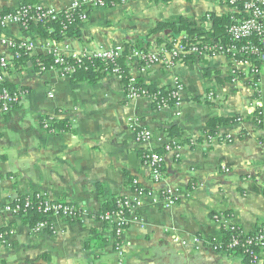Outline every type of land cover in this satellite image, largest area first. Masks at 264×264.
<instances>
[{"label": "crops", "instance_id": "crops-1", "mask_svg": "<svg viewBox=\"0 0 264 264\" xmlns=\"http://www.w3.org/2000/svg\"><path fill=\"white\" fill-rule=\"evenodd\" d=\"M73 1L0 0V11L12 12L23 4L63 11ZM233 13L228 0H132L89 10L77 35L59 42L12 23L0 27V56L11 58L4 40L32 47L26 64L16 68L11 63L0 83V88L26 93L11 112L0 113V229L12 231L0 245V264H247L240 254L217 252L210 245L227 221L244 235L264 226V57L254 61L258 75L225 56L193 60L190 67L182 61L168 69L144 68L133 60L127 69L143 84L182 86L179 117L171 107L155 109L147 98L127 99L115 75L106 74L91 85L55 69L40 71L35 64L54 42L67 52L124 46L128 53L152 51L164 45L157 41L161 32L150 35L159 23L185 18L207 31L206 16ZM232 72L238 80L233 81ZM214 118L235 122L217 129L210 142L207 123ZM129 120L152 132L149 143H135ZM57 121L68 129L55 125ZM169 140L176 141L175 150L164 153L162 145ZM147 149L163 155L159 184L151 181L140 159ZM131 180L170 197L173 204L143 199L124 232L119 261L110 227L99 216L105 203L133 194ZM37 192L77 206L82 215L72 221L52 216L50 231L34 233L5 205ZM175 237L187 246L173 242ZM195 238L202 241L198 248L192 246ZM257 256L256 264H264V248Z\"/></svg>", "mask_w": 264, "mask_h": 264}, {"label": "built area", "instance_id": "built-area-1", "mask_svg": "<svg viewBox=\"0 0 264 264\" xmlns=\"http://www.w3.org/2000/svg\"><path fill=\"white\" fill-rule=\"evenodd\" d=\"M106 1L108 6H106ZM132 0H74L66 9L63 11H56L52 8H43L39 5L28 4L21 5L16 10L8 12L6 14L0 11V27L12 23L18 25L22 30H28L29 25H46L53 23H60L62 29L65 30L66 26L64 22L75 25L86 22L88 18V12L92 9L112 7L117 4H125ZM229 6L234 10L235 13L242 16L241 19L232 21V24L226 30V37L228 38V43H223L221 40H213L206 43L204 46L198 44H184L180 39L171 42L169 46H158L152 51H142V50H131L125 59L126 68L131 66L133 60L142 61L144 63V68H149L153 65L162 66L165 69L173 67L175 64L183 61L184 57L192 56L194 60H210L216 56L228 57L233 63H242L246 65L253 73L258 75V70L254 65V61L257 59H262L264 57V0H228ZM205 20L208 30L211 26L210 17L206 16ZM64 21V22H63ZM183 38L185 36L183 35ZM255 38L258 42L259 47L255 46H243L241 48L237 47L238 43L244 41H249ZM52 48H48L46 51V57H48L52 64L50 67L44 66L42 59H37L35 64L40 71H45L47 69H55L63 77H71L77 68L85 67L87 61L98 60L105 64H111L108 74L117 76L122 80L123 71L117 65L116 61L120 58L122 53L121 47H116L111 50H105L98 48L94 51H79V52H67V48L59 49L56 42H54ZM3 45L7 47L11 52V58L8 59L5 56H0V83L4 82L6 73L11 65V63L18 62L23 57H28L32 52L31 44L24 41H12L4 40ZM248 52L251 55L256 56L254 60H237V56L242 53ZM231 77L233 81L238 80L239 77L236 73L232 72ZM129 82L132 84L135 77L129 73ZM254 94L256 98L253 100L254 114L259 118L262 115L261 105L259 99L258 85L254 84ZM182 86L175 85L172 88H166L167 98L163 99L158 96H148L145 91L138 92L133 87H129L126 91V98L129 100L147 98L152 103L156 109L161 108H173L176 109L175 116H180V96L182 93ZM25 91L15 90L9 91L6 88H0V113L7 114L16 107L21 100L25 97ZM208 99H213L212 95L208 96ZM167 101H172L173 105H167ZM239 121V120H238ZM259 121V120H258ZM48 123H45V128L48 127ZM129 125L134 132V141L137 144H147L153 138V134L149 130L137 129L138 122L136 120H129ZM207 141H213V137L207 136ZM176 141L169 140L162 145L164 153L171 152L175 150ZM144 159L141 160L143 165L148 168L151 181L154 184H159L163 179V155L156 152L153 149H147L144 151ZM264 165V164H263ZM133 185L137 186V182H133ZM161 196V198H160ZM149 198L153 204L162 200L165 207H169L173 204V200L165 195H159L153 190H144L143 188L137 186L133 190V194L129 197H116L114 199L115 208L111 212L101 213L99 218L100 221L107 224L110 227L114 240V252L117 257H122V244L123 235L127 226L129 225L133 217H137L139 210L143 206V199ZM31 201H36L38 203V210L43 216L48 219L52 216L62 217L65 220L72 221L76 220L82 215V211L76 206L64 203V202H54L51 201L48 196L43 192H37L27 195L25 204L22 206L16 204L15 198L9 201L5 205V211L20 218L18 213L22 211L23 207H29ZM215 220H219L215 217ZM222 222V220H221ZM50 228L48 223L42 222L38 224L32 231L34 233L40 232L42 229ZM223 228L231 233L237 232L235 236L232 235L230 242L223 248L221 245H217L215 240L212 241L210 247L217 252L224 254H232L235 247L239 245L238 238L244 239L242 246L257 247V249L262 250L264 248V228L260 227L254 232V237L250 238L248 235H244L239 231L238 228L223 223ZM9 231L6 235L1 236L2 243L6 240V237L11 234ZM173 242L178 243L181 247H186L187 242L174 238ZM193 247L198 248L202 243L200 239H193ZM242 257H248L249 264H256L258 261L257 253L253 250H245V253H240Z\"/></svg>", "mask_w": 264, "mask_h": 264}, {"label": "trees", "instance_id": "trees-1", "mask_svg": "<svg viewBox=\"0 0 264 264\" xmlns=\"http://www.w3.org/2000/svg\"><path fill=\"white\" fill-rule=\"evenodd\" d=\"M106 6H108V2L106 1ZM28 5V4H23ZM4 14L8 12H2ZM211 17V26L207 31H202L200 28L196 26L195 23L192 21H189L185 18H178L175 21L169 22V23H159L156 25V27L151 31L150 35L156 34L161 32L163 34V37L158 39L159 44H164V46H169L171 42L177 40L178 36H180L181 33H184L185 38L180 39V41L184 44H198L201 46H204L206 43H209L213 40H221L223 43H228V38L226 37V30L227 28L232 24V21L234 19L239 20L242 18L241 15L237 13H233L230 16H222L219 18ZM64 22V21H63ZM66 28L65 30L62 29V25L60 23H53V24H46V25H29L28 29L36 30L41 37L48 40L53 41H62L66 38H70L77 35L78 32V25L75 24H69L67 22H64ZM255 46L259 47L258 42L255 38L250 39L248 42L244 41L242 43H238L237 47H245V46ZM132 49H137L136 47H132ZM145 50V49H144ZM143 51V50H142ZM262 51L264 52V48H262ZM128 55V47L124 46L120 58L116 61L117 65L121 68V71H123V78L121 80L122 87L124 91L128 90L129 87H133L138 92L145 91L148 96H158L163 99L167 98V91L166 88H158L153 85H147L143 84L142 80L137 78L133 81L131 84L129 82V75H128V69L125 66V59ZM256 56L249 54L248 52L242 53L240 56L238 55L236 58L237 60H254ZM42 63L46 67H50L52 64V61L48 57H41ZM26 57H23L18 62H14V66L16 68L20 67L21 65L26 64ZM194 57L188 56L184 57L183 62L189 67L193 63ZM140 66L143 67L144 63L140 61ZM111 64H105L101 61L94 60V61H87L85 63V67L77 68L75 72L70 77L74 81H81V82H88L91 85L96 84L99 82V80L106 74H108V70L110 69ZM2 88V87H1ZM3 88L8 89L9 91H14L12 88H8L7 86H3ZM167 105L172 106V101H167ZM155 108V107H154ZM156 109V108H155ZM235 122V119H223V118H214L208 121L207 127L210 129L208 132H206L207 136H214L217 129L221 127H226ZM63 122L57 121L54 122L55 125L63 126L64 129H68L66 125L62 124ZM53 124V125H54ZM174 129V128H171ZM145 156L144 151L140 154V159L143 160ZM130 184L132 185V189H136L137 186L132 184V180L130 181ZM27 199V195H19L15 197L16 204H20L21 206L25 204V201ZM75 206V205H74ZM77 207V206H76ZM78 208V207H77ZM115 208L114 199L108 203H105L103 205L102 213L105 212H111ZM20 216L21 222L27 225L30 229H34L38 224L42 222H46L49 225L48 219H46L43 214L40 213L38 210V203L36 201H31L29 207H23L22 211L18 213ZM50 227V225H49ZM264 228V226H262ZM11 228H4L0 229V245L2 243L1 236L6 235ZM47 231H50L48 228ZM240 231V230H239ZM238 232V230H237ZM231 233L229 231L224 230L222 232V235L219 239L215 240V243L217 245H221L223 248L225 245H227L232 235L235 236L237 234ZM248 237L252 238L254 237V233L249 234ZM239 245L235 247L234 253L240 254L245 253V250H253L255 253H258L260 249H257V247H248V246H242L244 243V239L238 238ZM245 262L249 264L248 257L244 256Z\"/></svg>", "mask_w": 264, "mask_h": 264}, {"label": "rangeland", "instance_id": "rangeland-1", "mask_svg": "<svg viewBox=\"0 0 264 264\" xmlns=\"http://www.w3.org/2000/svg\"><path fill=\"white\" fill-rule=\"evenodd\" d=\"M122 247H123V244H122ZM123 249V248H122Z\"/></svg>", "mask_w": 264, "mask_h": 264}]
</instances>
